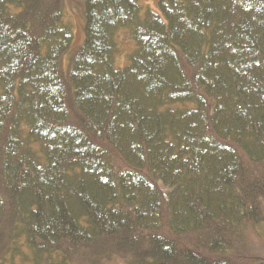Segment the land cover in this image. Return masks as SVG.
I'll list each match as a JSON object with an SVG mask.
<instances>
[{"label":"trees","instance_id":"obj_1","mask_svg":"<svg viewBox=\"0 0 264 264\" xmlns=\"http://www.w3.org/2000/svg\"><path fill=\"white\" fill-rule=\"evenodd\" d=\"M82 22L0 0V264H264V0Z\"/></svg>","mask_w":264,"mask_h":264},{"label":"rangeland","instance_id":"obj_2","mask_svg":"<svg viewBox=\"0 0 264 264\" xmlns=\"http://www.w3.org/2000/svg\"><path fill=\"white\" fill-rule=\"evenodd\" d=\"M61 2L64 10L65 21L71 26L73 32V40L69 51L63 57V69L66 70L68 61L74 52V50L82 44L83 41V22H82V9L84 0H56ZM142 7H150L156 9L157 0H139ZM117 42V54L115 57V66L123 68L128 62V56L134 50V44L129 36V33L125 30L120 31L116 35ZM264 245L259 246L261 252L264 251ZM103 264H124V262L117 258L111 261H107Z\"/></svg>","mask_w":264,"mask_h":264}]
</instances>
